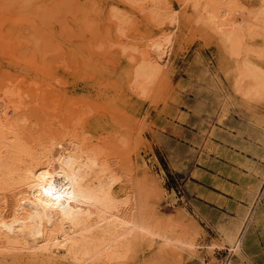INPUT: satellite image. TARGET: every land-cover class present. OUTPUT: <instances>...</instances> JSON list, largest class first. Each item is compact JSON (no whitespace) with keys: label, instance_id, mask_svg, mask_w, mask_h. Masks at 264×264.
I'll return each instance as SVG.
<instances>
[{"label":"rangeland","instance_id":"obj_1","mask_svg":"<svg viewBox=\"0 0 264 264\" xmlns=\"http://www.w3.org/2000/svg\"><path fill=\"white\" fill-rule=\"evenodd\" d=\"M111 1L0 0V95L8 87L20 94L19 116L41 128L102 145L164 227L196 244L191 259L159 260L146 248L133 264H264V97L235 94V64L190 2L158 0L162 18L168 8L177 17L159 24L140 10L148 0ZM113 8L127 15L123 33ZM169 31V61L139 97L118 50ZM240 230L237 256L226 235Z\"/></svg>","mask_w":264,"mask_h":264},{"label":"bare ground","instance_id":"obj_2","mask_svg":"<svg viewBox=\"0 0 264 264\" xmlns=\"http://www.w3.org/2000/svg\"><path fill=\"white\" fill-rule=\"evenodd\" d=\"M157 1L140 4V10L146 6L148 18L159 24L164 19L176 23V11L168 8L170 15L162 18ZM179 1L190 2L196 22L207 25L226 48L235 64V94L262 99L264 0ZM110 3L117 5L114 0ZM112 11L117 32L123 33L127 15L117 8ZM171 45L169 31L141 49L119 48V55L132 66L133 93L148 96L150 85L169 61ZM6 89L0 95V264H133L146 248L158 259L183 252L190 259L196 257L192 239L164 227L147 206L142 187L116 166L102 145L75 135L65 139L31 117L19 116L13 101L20 94ZM226 242L231 253L240 255L242 231L226 235Z\"/></svg>","mask_w":264,"mask_h":264}]
</instances>
